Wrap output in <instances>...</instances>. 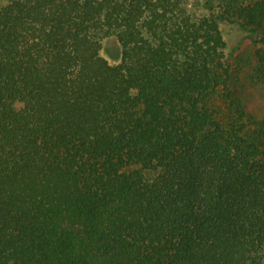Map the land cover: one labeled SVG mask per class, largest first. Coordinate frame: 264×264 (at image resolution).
I'll use <instances>...</instances> for the list:
<instances>
[{
  "label": "trees",
  "instance_id": "trees-1",
  "mask_svg": "<svg viewBox=\"0 0 264 264\" xmlns=\"http://www.w3.org/2000/svg\"><path fill=\"white\" fill-rule=\"evenodd\" d=\"M217 9L0 7V264H264V123L220 26L252 33L264 70V0Z\"/></svg>",
  "mask_w": 264,
  "mask_h": 264
},
{
  "label": "rangeland",
  "instance_id": "rangeland-1",
  "mask_svg": "<svg viewBox=\"0 0 264 264\" xmlns=\"http://www.w3.org/2000/svg\"><path fill=\"white\" fill-rule=\"evenodd\" d=\"M11 1L0 0V7ZM182 1L196 16L218 14L217 0ZM220 26L227 43V56L234 67L238 92L247 104L250 115L264 123V70L254 58L257 48L254 35L238 23L222 21ZM102 55L112 65L121 61L122 48L115 37L103 41Z\"/></svg>",
  "mask_w": 264,
  "mask_h": 264
}]
</instances>
